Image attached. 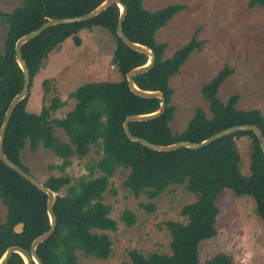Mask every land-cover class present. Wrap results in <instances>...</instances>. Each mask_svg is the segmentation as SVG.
<instances>
[{
    "label": "trees",
    "instance_id": "16d2710c",
    "mask_svg": "<svg viewBox=\"0 0 264 264\" xmlns=\"http://www.w3.org/2000/svg\"><path fill=\"white\" fill-rule=\"evenodd\" d=\"M104 0H20L11 12H1L6 25L3 47L0 48V125L4 112L23 84V75L14 56L16 40L38 28L48 18H64L82 15L94 9ZM127 6L122 22L124 34L133 42L151 48L155 54L153 66L146 72L133 76L136 86L142 90H159L166 101L164 112L151 120L131 121L130 132L149 142L167 145L178 141L200 142L210 135L233 125L254 124L264 137V115L258 108L238 109L239 95L231 94L225 102L217 96L223 81L233 72L227 65L201 86V94L208 101L210 115L197 107L186 127L180 132L170 128L174 105L170 103L173 88L170 78L179 73L193 49H200L201 42L191 37L177 48L170 57L163 56L166 43L157 42L155 34L177 12L182 4H170L156 10L144 7V0H121ZM264 6V0H249L248 6ZM119 8L112 4L98 15L81 22L57 24L25 42L21 56L29 70L30 83L42 61L65 37L71 36L80 45L78 32L101 26L107 29L115 41L111 62L120 74L117 81L86 82L72 92L73 107L60 118L52 112L63 105L58 96L49 106H42L39 114L26 110L27 95L13 110L5 131L3 152L21 167V152L28 144L30 151L39 146L51 150L62 160L51 165L64 172L70 158H83L92 146L99 159L86 163V175L72 180L69 176H49L44 185L56 193L53 211L56 217L54 232L36 247L43 264H83L77 253L106 259L110 256L112 240L107 231H115L117 222L109 214L111 207L103 203V193L110 185V177L118 168L127 169L123 181L130 193L149 199L158 197L172 185H184L195 195V201L185 204L180 214L184 222L167 221L170 235V254L152 252L143 255L129 251V260L121 264H199V243L217 234L214 226L219 207L216 198L224 189L236 196H248L255 203V210L264 229V157L255 134L240 131L221 137L199 149L180 148L170 152H158L129 140L122 128L124 119L131 114H145L158 109L157 97H141L130 91L125 75L128 70L146 63L144 53L127 47L116 34ZM46 80L43 81L46 84ZM54 127L63 130L68 140L55 134ZM248 137V173L240 170L242 160L237 138ZM29 173V172H28ZM98 173V174H97ZM65 195L57 194L67 186ZM46 194L33 186L18 173L0 161V199L6 207L5 220L0 222V257L12 245L29 249L32 240L49 227L46 213ZM141 206L153 210L152 203ZM120 219L127 225L135 222V215L123 210ZM23 223L20 233L13 227ZM6 264H23L21 257L13 253ZM204 264H234L230 255L217 253Z\"/></svg>",
    "mask_w": 264,
    "mask_h": 264
},
{
    "label": "rangeland",
    "instance_id": "374dc122",
    "mask_svg": "<svg viewBox=\"0 0 264 264\" xmlns=\"http://www.w3.org/2000/svg\"><path fill=\"white\" fill-rule=\"evenodd\" d=\"M248 1H143L144 7L151 11L170 4L184 6L155 34L157 42L166 43L165 58L191 37L201 42V48L189 53L179 73L169 81L173 88L170 103L175 108L170 122L172 131H182L197 107L210 115L208 101L202 97L200 89L225 65L233 72L218 89L220 101L225 102L231 94L237 93L236 108H258L264 115V6L249 7ZM19 4L20 0H0V13L11 12ZM5 32L6 25L0 16V48L3 47ZM78 36L80 45H75L71 36L65 37L35 71L29 88L28 112L39 114L42 106H49L51 99L58 96L63 105L52 112V117L60 118L73 107L75 99L72 92L80 84L120 79L116 66L111 62L115 41L109 31L93 26L80 30ZM54 131L62 140H68L62 129L54 127ZM237 144L242 160L240 170L246 174L250 139L237 138ZM95 150L96 147L92 146L83 158L73 155L63 173L59 168L51 167L60 165L62 160L42 146L32 152L27 144L21 152V159L29 174L40 182L61 174L74 180L86 175V163L99 159ZM126 174L127 169H116L103 193V203L111 207L109 216L117 222L115 231H107L112 240L110 256L99 259L77 253L79 262L121 264L129 260L131 250L143 255L152 252L170 254V235L165 222H184L180 210L183 205L195 201V195L184 185H172L154 199L144 194L135 197L123 186ZM67 187H62L57 194L65 195ZM215 202L219 207L214 223L217 234L199 243V264H204L217 253L230 255L234 264H264V229L253 199L245 195L236 196L230 189H224ZM141 203H152L154 208L148 210ZM125 209L135 215L132 225L120 219ZM5 215L6 207L0 199V222L5 220Z\"/></svg>",
    "mask_w": 264,
    "mask_h": 264
},
{
    "label": "water",
    "instance_id": "95a60500",
    "mask_svg": "<svg viewBox=\"0 0 264 264\" xmlns=\"http://www.w3.org/2000/svg\"><path fill=\"white\" fill-rule=\"evenodd\" d=\"M112 4H116L119 8V16L117 18V23H116V29L115 32L116 34L120 37V39L123 41V43L129 47L130 49H133L135 51L144 53L147 56V61L145 64L136 66L134 68H131L126 72L125 78L128 84V87L131 92L134 94L141 96V97H157L159 99V107L157 110L150 112V113H145V114H131L128 115L123 123H122V128L123 131L126 135V137L134 142H138L145 147L158 151V152H170L174 151L180 148H189V149H199L203 146H206L210 144L211 142L227 136L231 135L236 132L240 131H251L255 134L259 147L262 151L263 157H264V137L260 131V129L254 125V124H240V125H233L230 127H227L225 129H222L209 137L201 140L200 142H190V141H178L172 144H167V145H159L155 144L152 142H149L148 140L135 136L133 135L129 128H128V123L131 121H147L154 119L158 116H160L166 107V101L163 93L159 90H142L136 86V84L133 81V76L139 73H143L148 71L154 64L155 62V54L153 50L146 45L133 42L131 41L123 32L122 30V22L125 18L126 12H127V6L121 1V0H104L102 1L98 6H96L94 9L91 11L84 13L82 15L78 16H73V17H64V18H48L44 23H42L38 28L20 36L14 45V56L15 60L18 63V66L20 67L23 75V84L20 89V91L13 96V98L10 100L3 118L2 122L0 125V161L5 164L7 167L11 168L13 171L18 173L21 177H23L25 180H27L29 183H31L33 186L38 188L39 190L43 191L47 198H46V213L48 216V221H49V227L46 231L35 237L32 242L30 243V247L28 250L17 246V245H12L9 246L8 248L5 249L3 254L0 257V264H6L9 257L13 254L16 253L18 254L22 261L23 264H43L40 257L38 256L36 252V247L38 244H40L42 241H44L46 238H48L55 230L56 227V217L55 213L53 211V203L55 200L56 193H54L50 188L46 187L43 182H40L37 180L35 177L30 175L28 172L24 171L21 167L16 165L14 162L10 161L6 155L3 152V141H4V136H5V131L7 129L10 116L17 106V104L27 95L28 90H29V83H30V74L29 70L25 64V61L23 60L21 56V47L22 45L33 39L34 37L38 36L41 34L46 28L57 25V24H67V23H75V22H81V21H86L102 11H104L107 7H109ZM23 228V223L19 222L17 223L14 227L13 230L16 233H20Z\"/></svg>",
    "mask_w": 264,
    "mask_h": 264
}]
</instances>
